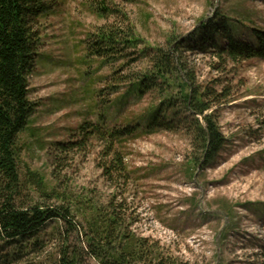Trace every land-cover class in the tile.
<instances>
[{
	"label": "rangeland",
	"instance_id": "1",
	"mask_svg": "<svg viewBox=\"0 0 264 264\" xmlns=\"http://www.w3.org/2000/svg\"><path fill=\"white\" fill-rule=\"evenodd\" d=\"M55 1L52 14L41 22L43 46L29 75L36 108L21 136L22 174L30 169L50 188L58 183L74 207L93 203L103 209L115 201L137 237L183 262L264 264V60L233 63L218 58L209 45L196 48L192 38L222 14L241 41L254 44V30H264V0H108L129 16L147 45L179 47L176 55L196 87L229 93L207 112L215 116L225 144L197 167L192 137L180 120L184 112L169 117L177 121L174 130H148L161 98L155 92L140 96L131 84L112 93L106 88L110 77L104 80L112 68L88 54L89 35L105 20L84 0ZM181 40L186 42L179 46ZM132 69L140 68L134 64ZM86 120L111 128L140 127L124 150L129 183L116 189L104 177L100 141L68 155L58 152V143L80 139L78 129ZM31 196L49 206L61 204L37 192ZM80 213L73 216L82 224ZM81 245L82 237L67 223L51 221L32 241L0 240V264H55L62 248L72 252ZM79 264L97 263L82 255Z\"/></svg>",
	"mask_w": 264,
	"mask_h": 264
},
{
	"label": "trees",
	"instance_id": "2",
	"mask_svg": "<svg viewBox=\"0 0 264 264\" xmlns=\"http://www.w3.org/2000/svg\"><path fill=\"white\" fill-rule=\"evenodd\" d=\"M84 1L96 16L105 20L89 35L87 50L90 56L112 68V74L104 77L105 81L110 77L106 88L115 93L122 85L131 84L140 96L157 93L161 103L148 120V130L157 127L174 130L177 121H169V117H180L184 112L180 120L192 137L193 165L197 167L201 162L206 165L226 141L215 116L207 112L228 99L229 93L196 87L192 75L176 55L179 47L168 50L147 45L129 16L112 1ZM55 5V0H0V240L13 245L29 242L49 222L64 221L82 237V245L72 252L62 248L55 264H79L82 255L97 264H190L165 255L158 245H149L147 239L137 237L129 227L128 216L115 201L103 209L93 203L74 207L69 203L68 191L58 183L50 188L39 173L27 169L22 174L21 136L30 127L36 108L30 99L29 75L43 46L41 22L52 14ZM236 33L231 19L217 14L201 26L198 37L192 38L196 48L204 50L209 45L218 58L233 63L264 60V30H254V44L241 41ZM185 42L181 40L178 45ZM134 64L140 69L134 71ZM139 128L130 125L111 128L86 120L78 129L79 140L58 143L56 148L68 155L83 150L92 140L100 141L105 160L100 168L117 189L119 183L127 184L132 178L124 150ZM32 192L61 204L36 202ZM77 210L81 212L82 224L74 220V213L79 214ZM38 242L34 241V250Z\"/></svg>",
	"mask_w": 264,
	"mask_h": 264
},
{
	"label": "water",
	"instance_id": "3",
	"mask_svg": "<svg viewBox=\"0 0 264 264\" xmlns=\"http://www.w3.org/2000/svg\"><path fill=\"white\" fill-rule=\"evenodd\" d=\"M200 119H201V122L203 123V119H202V117H200ZM204 159H205V157H204ZM202 163H203V162H202ZM201 166H202V165L200 164L198 170H200ZM221 233H222V231L219 233V237H220ZM219 237H218V239H219Z\"/></svg>",
	"mask_w": 264,
	"mask_h": 264
}]
</instances>
